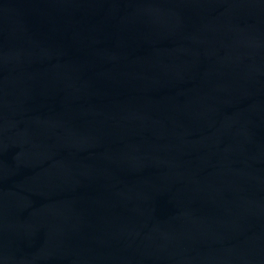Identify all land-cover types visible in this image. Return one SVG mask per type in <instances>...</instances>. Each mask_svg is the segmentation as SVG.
Here are the masks:
<instances>
[{
    "label": "water",
    "instance_id": "water-1",
    "mask_svg": "<svg viewBox=\"0 0 264 264\" xmlns=\"http://www.w3.org/2000/svg\"><path fill=\"white\" fill-rule=\"evenodd\" d=\"M0 264H264V0H0Z\"/></svg>",
    "mask_w": 264,
    "mask_h": 264
}]
</instances>
